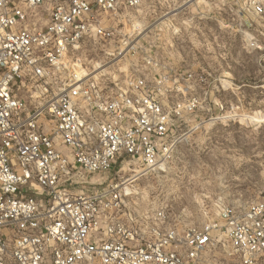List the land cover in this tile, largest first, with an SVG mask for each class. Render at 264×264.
Wrapping results in <instances>:
<instances>
[{
  "label": "built area",
  "instance_id": "built-area-1",
  "mask_svg": "<svg viewBox=\"0 0 264 264\" xmlns=\"http://www.w3.org/2000/svg\"><path fill=\"white\" fill-rule=\"evenodd\" d=\"M233 1L246 19L264 14V0ZM144 2L0 0V264H264L263 201L187 228L161 208L141 225L128 212L116 174L163 170L198 99L170 106L143 77L77 82L71 55Z\"/></svg>",
  "mask_w": 264,
  "mask_h": 264
},
{
  "label": "rangeland",
  "instance_id": "rangeland-1",
  "mask_svg": "<svg viewBox=\"0 0 264 264\" xmlns=\"http://www.w3.org/2000/svg\"><path fill=\"white\" fill-rule=\"evenodd\" d=\"M71 56L77 82L102 72L96 81L109 91L114 80L123 89L128 77H143L170 106L198 99L163 170L116 174L132 189L126 207L139 225L159 208L187 228L221 221L225 207L264 202V14L246 19L233 0H145L110 38L85 39Z\"/></svg>",
  "mask_w": 264,
  "mask_h": 264
}]
</instances>
